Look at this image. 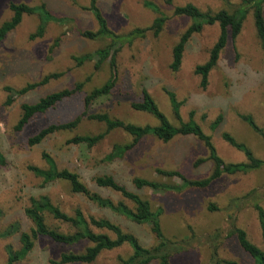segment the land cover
<instances>
[{
	"label": "rangeland",
	"instance_id": "374dc122",
	"mask_svg": "<svg viewBox=\"0 0 264 264\" xmlns=\"http://www.w3.org/2000/svg\"><path fill=\"white\" fill-rule=\"evenodd\" d=\"M238 5L241 0H229ZM146 2L160 8L169 20L163 32L155 37L148 34L144 39L126 45L117 56L118 82L111 95L97 100L89 109L90 114H108L139 126H157L151 115L131 108L133 102L142 100V91L147 90L161 111L174 125H178L169 98L164 89L176 94L182 103L181 116L188 121L194 112L195 121L212 137L218 155L227 163H240L245 155L222 139V133H230L238 142L245 144L253 154L264 160V143L239 115H251L257 125L264 128V54L260 47L250 13L242 31L235 41L229 40L220 56L217 67L209 75L206 89L201 87V78L195 74L199 65L209 59V52L216 43L218 25L207 26L196 34L184 52L182 67L174 73L170 69L172 50L187 30L191 21L174 16L176 7L193 4L200 10L217 12L225 8L220 0H96L98 8L107 20L109 28L117 34H127L136 28L152 26L159 16L144 6ZM26 4L31 7L45 5L60 23H49L43 37L31 39L40 24L36 15L25 16L21 24L8 34L0 45V152L6 165L0 166V234L10 225L18 224L20 232L0 239V264H6V247L20 249V234L29 232L31 221L25 215L31 198L47 196L65 213L74 215L80 209L86 217L106 218L135 235L145 247L156 245V239L147 225H137L111 210L101 209L85 196L71 192L66 182L57 181L44 185L29 167L46 169L43 154L50 155L59 169L77 173L88 189L118 203L123 201L133 208L119 193L99 188L94 179L103 175L113 176L129 191L148 200L154 210L161 209V224L165 235L174 241H183V252L173 255L171 264H211V250L217 247L222 260L236 264H255L240 246L235 236H230L233 226L244 230L248 239L264 251V229L257 212L249 200L256 198L264 208V168L234 176H223L204 189L192 188L182 192H155L138 189L133 184L136 178L181 185L179 178H166L157 174V169L180 171L190 180L208 178L213 169L211 161L199 167V159L208 158L202 142L194 137H176L164 143L154 137H145L123 159L104 162L116 144H128L132 138L121 130L110 133L101 143L90 148L86 145L68 144L76 136H94L105 130L103 124L83 118L73 131L60 132L48 137L41 144L30 147L28 140L44 128L66 123L81 116L84 97L102 86L110 76L108 64L99 72L94 63L77 66L73 57L93 53L108 44V41H93L80 32L97 31L99 26L87 8L91 0H0V26L9 21L13 13L10 5ZM55 42L58 45L55 47ZM53 48V50H52ZM63 73L48 84L38 87L24 96L15 97L7 105L9 93L6 88L20 90L28 84L38 83L45 76ZM91 80L78 93L47 113L35 116L21 131L16 126L22 117L23 104H35L41 98L64 89H72L76 83ZM223 116L220 127L212 131L211 124ZM254 192L249 200L246 195ZM240 199L239 205L231 201ZM214 205L216 210H212ZM62 232H70L68 226L48 221ZM86 244L65 246L40 238L28 257L19 264H53L63 253L82 252ZM129 247L104 252L94 264H119V257H128ZM157 264V263H152Z\"/></svg>",
	"mask_w": 264,
	"mask_h": 264
},
{
	"label": "trees",
	"instance_id": "16d2710c",
	"mask_svg": "<svg viewBox=\"0 0 264 264\" xmlns=\"http://www.w3.org/2000/svg\"><path fill=\"white\" fill-rule=\"evenodd\" d=\"M225 5L224 9L217 12L202 11L195 5L189 3L184 6L176 7L174 16L189 18L191 24L181 35L179 42L172 50V63L170 69L176 73L182 67L184 52L190 40L200 34L207 26L218 25L220 29L219 37L209 52L208 61L199 65L195 69V74L201 78V87L206 89L209 82V75L219 62L220 56L228 45L229 40L235 41L240 35L243 24L250 13L253 14L256 36L264 54V0H241L238 5H233L229 0H220ZM174 0H166V4L173 5ZM144 6L153 10L159 15L152 26L147 28H136L127 34H117L113 32L98 8L96 0H91L88 11L92 12L98 23L97 31L80 32L81 36L93 41H108V44L93 53L73 57L77 66L86 63H94V71L99 72L105 64H108L110 70L109 79L100 87L87 93L84 97V113L74 120L66 123L53 124L28 140L30 147L41 144L48 137L60 133L75 130L82 122L83 118L94 121L105 126L104 132L94 136H76L70 139L68 144L86 145L90 148L101 143L110 133L121 130L128 134L132 141L128 144H116L111 153H109L104 162L112 163L115 160H121L124 156L133 150L138 143L145 137H154L164 143L172 141L176 137H194L204 145L208 152V158L199 159L195 166L199 167L207 161L213 165L211 175L203 180H190L180 171H167L157 169L158 175L166 178H179L181 185H171L142 178L133 180V184L138 189H151L155 192H182L186 189L198 188L204 189L223 176H234L238 174H249L264 168V160L257 158L245 144L238 142L230 133H222V139L234 149L245 155L246 160L240 163H227L217 152L212 142V137L207 135L201 125L194 119V112L189 115L188 121H184L181 116L182 103L178 101L175 93L164 89L167 94L174 116L178 125H174L167 116L161 111L154 98L147 90L142 91V100L133 102L131 108L137 112H144L157 120V126H139L128 123L120 119L112 118L108 114H90L89 109L97 100L112 94L118 82L117 56L126 45H132L136 40L144 39L148 34L158 37L164 30L169 17L165 15L160 8L146 2ZM13 13L12 18L0 26V45L4 42L10 32L15 30L23 21L25 16L36 15L40 18V24L31 39L43 37L47 25L51 22L62 24L61 20L55 18L46 8L40 5L31 7L26 4L10 5ZM58 42H55V47ZM53 50V48H52ZM63 73H53L44 77L40 82L28 84L20 90L6 88L9 93L6 104H12L15 97L24 96L38 87L48 84L51 80L58 79ZM91 80L88 77L84 82L76 83L72 89H64L41 98L35 104L22 105V117L16 126L17 131L24 127L37 115L47 113L55 108L59 103L70 99L78 93H82L85 84ZM239 118L246 123L253 132H255L264 143V128L257 125L251 115H239ZM223 116H219L210 126L212 131L217 130L222 124ZM47 168L29 167V170L38 178L43 180V184H51L57 181L66 182L72 193L83 195L89 201L101 209H108L112 212L125 217L137 225H147L156 239V245L145 247L140 240L133 234L125 232L121 226L111 222L106 218L86 217L84 213L77 209L74 215L65 213L60 207L52 203L49 197L41 196L31 198L30 205L25 209L26 217L31 221L32 227L29 232L20 234V249L14 250L9 245L6 247L8 255L6 264H19L24 261L33 251L36 242L40 238H45L55 244L65 246H80L86 244L82 252H68L60 256V260L53 264H94L104 252L114 251L125 246L129 247L131 253L128 257H119V264H171L173 255L183 252V241H174L169 239L162 228L161 216L162 210H154L148 200L143 199L138 194L129 191L125 186L116 181L113 176L103 175L94 179L99 188L109 189L119 193L125 200L133 204V208L126 205L123 201L115 203L111 199L104 198L97 193L91 192L81 181L80 176L67 169H59L55 160L48 154H43ZM6 165V158L0 152V166ZM254 192L249 193L244 199L249 200ZM249 200L257 212L261 227L264 229V208L256 198ZM240 199L231 201L234 205H239ZM212 210H216L214 205ZM49 219L53 222L66 225L71 229L70 232H62L58 226L51 225ZM20 232L18 224L10 225L3 233L1 238H9ZM230 236H235L241 248L251 256L255 264H264V251L255 246L247 236V233L233 226ZM217 247L213 246L211 250V264H236L232 261L222 260L218 256Z\"/></svg>",
	"mask_w": 264,
	"mask_h": 264
}]
</instances>
